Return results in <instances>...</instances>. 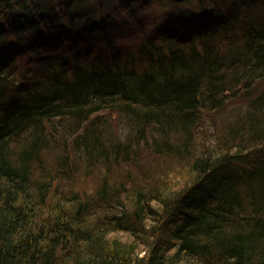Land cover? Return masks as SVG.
I'll return each instance as SVG.
<instances>
[{
    "label": "trees",
    "instance_id": "obj_1",
    "mask_svg": "<svg viewBox=\"0 0 264 264\" xmlns=\"http://www.w3.org/2000/svg\"><path fill=\"white\" fill-rule=\"evenodd\" d=\"M0 264H264V0H0Z\"/></svg>",
    "mask_w": 264,
    "mask_h": 264
},
{
    "label": "rangeland",
    "instance_id": "obj_2",
    "mask_svg": "<svg viewBox=\"0 0 264 264\" xmlns=\"http://www.w3.org/2000/svg\"><path fill=\"white\" fill-rule=\"evenodd\" d=\"M132 36H134V35H131L130 37H132ZM130 37H126V38H124V39H121L120 40V43L121 44H127V43H130ZM236 107H239L238 105H233L232 107L230 106V105H228L227 106V108L225 109V110H222V111H218V112H212V115H214L215 117H214V120H215V122H217L218 123V125L219 124H221V125H223V124H227L226 122L227 121H232V118H233V113H234V111H235V108ZM108 118H109V121H110V123L113 125V123L116 125V123H117V119L116 118H113V115H109L108 116ZM112 119V120H111ZM220 128V127H219ZM72 135H70L69 137H68V139L69 140H71L72 139ZM53 155V154H52ZM76 162H77V160H76ZM77 164H78V162H77ZM79 166V165H78ZM80 171H81V173H82V178H81V189H82V191H87V190H90L91 191V189H93V187L95 186V183H96V180L93 182V177H90L91 175L90 174H86L82 169H80ZM79 172V171H78ZM75 174V173H74ZM94 174H96V173H94ZM76 175L79 177V174L76 172ZM95 179V178H94ZM93 182V183H92Z\"/></svg>",
    "mask_w": 264,
    "mask_h": 264
}]
</instances>
